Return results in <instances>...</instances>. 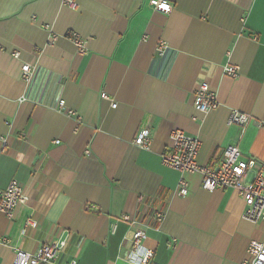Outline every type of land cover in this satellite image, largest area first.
<instances>
[{"label": "crops", "instance_id": "1", "mask_svg": "<svg viewBox=\"0 0 264 264\" xmlns=\"http://www.w3.org/2000/svg\"><path fill=\"white\" fill-rule=\"evenodd\" d=\"M167 1L169 12L151 0H0V189L15 179L29 196L12 218L0 212V264L58 241L47 264H134L130 237L154 210L163 220L141 241L151 264H241L264 237L235 189L204 190L198 172L161 160L180 128L201 141V165L230 143L264 161V0ZM203 81L218 101L207 112L193 104ZM231 110L250 115L244 127ZM144 128L147 149L134 144ZM29 214L38 225L22 232Z\"/></svg>", "mask_w": 264, "mask_h": 264}, {"label": "built area", "instance_id": "2", "mask_svg": "<svg viewBox=\"0 0 264 264\" xmlns=\"http://www.w3.org/2000/svg\"><path fill=\"white\" fill-rule=\"evenodd\" d=\"M61 3L69 7L75 6V0H60ZM151 5L156 10L169 12L172 4L167 0H151ZM48 27L47 24L44 25ZM69 38L77 46L79 53H85L86 47L83 39L76 33H72ZM165 46L160 43L158 50ZM16 54V53H15ZM22 78L28 81L31 76L30 65L24 63L21 66ZM226 75L235 77L237 70L235 66L226 65L223 68ZM101 97L109 99L106 93L102 92ZM194 107L207 112L218 106L215 93L208 83L201 82L194 92ZM65 101L61 99L59 106L64 107ZM111 107H116V103H111ZM250 115L239 110H231L228 123H234L244 127ZM169 144L161 154L163 164L184 172H198L201 175V188L212 191L220 187H230L235 189L244 201L243 217L255 223H264V161H258L253 156H243L237 143H230L223 149V158L217 163L201 165L197 161L201 147L199 138L187 134L180 128H173L169 131ZM58 142V141H55ZM151 142L150 131L141 129L134 138V144L140 148L147 149ZM179 193L187 192L186 181L183 178L178 182ZM29 196L23 187L12 179L5 188L0 189V212L8 218L13 217V211L18 205H25ZM126 222H132L128 215L121 217ZM149 225H142L133 230L130 237L131 250L129 259L134 264H151L153 250L144 247L141 241L146 238V229L154 224H159L163 220L161 210H154L149 217ZM136 222V221H135ZM139 224V222H136ZM38 225V220L32 214L26 216L23 221L22 232L26 229H34ZM115 223H113L114 227ZM5 240V239H3ZM65 242H45L35 251H29L17 247L15 249L14 260L11 264H47L55 261L58 253L63 248ZM249 257L241 261V264H264V237L262 239H252L248 247ZM66 264H77L75 258L70 259Z\"/></svg>", "mask_w": 264, "mask_h": 264}]
</instances>
